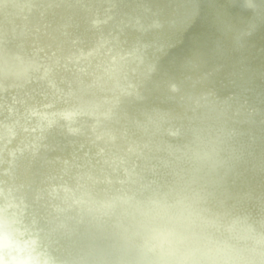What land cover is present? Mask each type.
Listing matches in <instances>:
<instances>
[{
  "label": "water",
  "instance_id": "1",
  "mask_svg": "<svg viewBox=\"0 0 264 264\" xmlns=\"http://www.w3.org/2000/svg\"><path fill=\"white\" fill-rule=\"evenodd\" d=\"M184 3L208 15L211 3L219 9L210 14L229 16L217 29L200 30L197 22L185 31ZM150 5L134 28H120L102 47L93 41L89 56L74 54L90 61L151 52L150 61L126 58L123 69L111 60L95 64V74L68 79L76 96L52 91L37 76L58 61L9 60L5 47L15 50L14 38L0 33V78L35 83L0 94L25 91V104L39 108L24 109L30 123L45 130L44 114H54L59 124L47 159L36 139L18 137L15 126L24 119L10 122L0 105V264H264V0ZM188 73L203 79L188 97L192 131L139 124L81 133L69 111L94 107L81 98L113 86L179 83ZM83 80L94 85L88 94ZM50 102L58 110H47Z\"/></svg>",
  "mask_w": 264,
  "mask_h": 264
},
{
  "label": "bare ground",
  "instance_id": "2",
  "mask_svg": "<svg viewBox=\"0 0 264 264\" xmlns=\"http://www.w3.org/2000/svg\"><path fill=\"white\" fill-rule=\"evenodd\" d=\"M191 1L198 3L200 0ZM160 2L161 0H0V33L2 38H14L12 48L15 50L5 47L9 60L25 59V55L35 60L50 58L48 62L58 61L57 64L48 66L50 70L48 73L37 74V76L44 80L45 85L52 91L67 90L68 95L76 96L74 87L69 84L68 79L72 77L80 82L82 78L95 74L90 70L95 64H104L111 60L112 65L115 64L116 68L123 69L126 58L133 60L132 62L136 58L147 63L150 61L151 52L134 56L118 53L112 58L107 55L103 60L93 58L90 61L80 60L83 57L74 54L91 55L92 48L85 49L89 44L97 40L100 47L110 43L111 38L120 28H134L136 20H145L148 17L149 8H154L150 4H160ZM184 5L189 8L185 22L180 26L185 31H190L192 27L194 30L195 26L198 27L197 22L201 24L200 30L207 25L217 29L229 16L228 11L227 16L225 12L222 16L220 13L217 16L210 14L212 11L215 12L214 8L219 9L211 3L206 6L209 15L202 6H193L188 3ZM214 15L216 19L213 18ZM169 23L172 24L171 21ZM138 26L143 28L145 23L138 22ZM261 37L264 39V36ZM9 46L11 47L10 41ZM78 48L82 49L77 50ZM68 54H72L76 59ZM111 68L112 66L107 71L110 72ZM50 79L52 80L49 81ZM22 81L0 78V83L4 86L0 87V92L5 91L8 86H16L17 89L22 90L27 85L35 84L22 83ZM202 82V78H196L192 73H188L184 81L179 83L157 82L156 84L113 86L108 89V92L102 91L98 97L87 95L81 98V105L86 106L88 103L95 105L94 107L69 111L77 115L81 133L92 130L118 133L122 130L137 128L139 124L159 132L169 128V125H177L192 131V122H188L189 118H187L188 111L192 109L189 107L188 97L197 91L198 83ZM82 87L88 94L93 90L94 85H88V82L83 80ZM122 94H126V97L122 99L112 97ZM26 95L25 91L12 95L2 93L0 105L6 106L10 122L16 117L24 119L23 123H16L18 137L36 139L41 148V154L50 159L48 153L52 149L46 144L58 137V117L54 114L42 113L48 119L46 123H43L45 130L38 123H30L24 109H32L35 112L39 111V108L25 104L23 98ZM47 110H58L57 104L50 102ZM254 128L252 126L250 129ZM2 150L3 146L0 144V152ZM233 153L237 159L244 162L246 155L244 157L240 149ZM51 176L67 183L71 182V179L63 178L58 173H53ZM37 180L39 183L51 186L41 177Z\"/></svg>",
  "mask_w": 264,
  "mask_h": 264
}]
</instances>
